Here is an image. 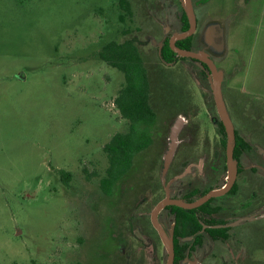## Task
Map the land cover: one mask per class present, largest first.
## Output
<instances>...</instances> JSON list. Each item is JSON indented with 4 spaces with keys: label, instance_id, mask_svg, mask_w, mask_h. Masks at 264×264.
<instances>
[{
    "label": "rangeland",
    "instance_id": "obj_1",
    "mask_svg": "<svg viewBox=\"0 0 264 264\" xmlns=\"http://www.w3.org/2000/svg\"><path fill=\"white\" fill-rule=\"evenodd\" d=\"M128 1L130 16L115 0H0V264H165L166 252L149 216L170 179L162 175L170 125L180 114L195 113L189 121L200 127L192 154L200 159L203 148L214 147L222 153L206 106L211 93L205 95L196 84L191 63L167 66L158 57V43L179 29L180 11L156 0L154 5H164L165 11L153 16L145 0ZM241 1L194 5L201 24L209 20L224 29L225 49L210 52L224 72L227 110L238 134L261 148L264 0H247L248 7ZM238 4L243 6L239 14ZM166 27L171 31L164 32ZM132 38L149 72L158 119L149 132L153 144L104 192V147L115 134L127 132L128 124L114 104L124 76L100 54L106 44ZM179 90L185 107L170 105ZM188 152L189 146H178L173 164ZM259 178L263 183L264 171ZM253 213H264V204ZM140 214L154 245L146 242L150 236L141 240L139 223L129 228ZM232 234L243 238L241 246L229 244L242 257L264 249V219ZM229 248H220L227 261ZM257 252L264 260V251Z\"/></svg>",
    "mask_w": 264,
    "mask_h": 264
},
{
    "label": "flooded vegetation",
    "instance_id": "obj_2",
    "mask_svg": "<svg viewBox=\"0 0 264 264\" xmlns=\"http://www.w3.org/2000/svg\"><path fill=\"white\" fill-rule=\"evenodd\" d=\"M158 1L159 2L164 1V3H169V6L171 4L173 8H175L177 11H180L181 24L176 32H171L172 33L171 35H166L161 40V42L158 43L157 52L159 51L158 50L159 44H162V48L164 47L165 43H167L169 46V40L173 35L183 33L188 29L187 28L186 30H183L184 24L182 21V12L184 13V10L182 7L181 0H158ZM244 1L247 2V0ZM155 2L156 0H145L146 8L151 9V13L153 16H157L156 14L157 12L162 13L165 11L164 5L160 4L159 2H158L159 4L154 5ZM191 2L196 17V31L192 36L188 37V38H193V43L191 45V48L188 50H192V51L205 50L206 52L209 53L210 58L214 60V58L212 57V53L210 52V50L214 51V49H212L213 47L205 43V40L203 38V33H204L203 30L208 26L207 23L209 22V20L205 21L204 24H201L200 16L199 13L197 12L198 8H196L198 7V5L195 6L196 4L200 3V0H191ZM245 2L243 3L244 4L248 3ZM241 9L242 6L238 4L237 7L235 6L234 11L237 12V14H239V11H241ZM167 30L171 31V28L166 27L164 29V32H166ZM184 40L177 41L176 46L178 42ZM158 57L160 59L159 54ZM184 59H188V61L185 62L191 63V68L194 70L193 72H195V74L198 77V81H196V84L199 83L201 85V89H203L205 95H206L205 91L211 93L209 99L206 100V106H207V111L210 115V120L216 126V131H217L218 123H221V121L219 120L216 111V107L210 87L209 77L211 74L205 64H201V63L199 64L198 61L190 58H184ZM178 62H184V61H178ZM175 64L176 63L174 62V63H167L165 65L174 66ZM216 68L217 70L223 72V70L218 68L217 66ZM223 82H224V72H223ZM223 82H222L221 90L224 99ZM211 102L213 103L214 114L211 113L208 108V103ZM180 115H178L175 118V121L178 118H181L184 121L185 125L183 124V127L179 133L178 146L187 145L190 148V152H188V154L185 157H183V159L179 163L173 164L174 160L172 161V164L170 165V168L167 172V174H169L168 176H170V179L167 182L166 186L164 187V196L161 199H159L155 203V205L165 197L166 188L169 191L170 198L179 199L191 203L199 199L201 196L206 195L208 192L212 190L221 189L222 187L225 186V183L227 182L226 150L225 148L223 149L221 145L222 137L220 136L219 132L217 131V135L220 136L219 144L222 149V153L220 154V150L217 151L215 147L213 148L212 151L203 148L204 152L202 154V157H200V159H196V156L192 154V150L196 148L197 134L199 133L200 126L196 122L190 123L189 120L190 119L194 120V118H196L198 115H196L195 113L193 114V116H184L182 114ZM173 123L170 125L168 130V143H169L170 129ZM234 129H235V142H236V133L238 134V132L235 126ZM257 137L264 140V132L260 133L259 136ZM248 144L251 147V150L242 153L238 159L234 158V151H233V158L237 162V177L232 188L226 194L219 197L211 198L207 202L200 205L199 207L191 210L180 208L185 211H193L194 213L193 216L197 220V223L201 225V229L197 230L195 233H191V234L189 233V235H184L185 232L182 229L183 224H181V226L179 225V231L182 232L183 235L181 236L177 235L176 228H177L178 220L176 213H174L172 210V207H176V206H167L164 209H162L158 214V222L160 223L159 218L161 215H163L161 217L164 218V222L160 224L167 233L172 231L173 234V245H174L173 264H214V261L216 260H219L221 264H228L229 261H232L233 264H238L239 262H243L245 259L246 260L249 259L250 257L249 255L247 256V258L242 257L241 255L242 252H239V248L237 249L233 247V245L232 248H229L230 242L233 241H235L234 244L236 243L238 246L239 245L241 246V243L243 244V238L241 236H240L241 238L239 239L235 238V235L232 234V230H234L236 227L242 226L247 223L256 222L258 220L242 222L235 226H230V225L241 218L260 215V214L255 215V213H253V210H255L257 205L261 206L262 204H264V182L262 183L261 181L262 178H259L260 176H263V171H264V146L260 148L257 145L252 144L250 142H248ZM225 147H226V134H225ZM209 152H211V154H209ZM244 162H246V165H244ZM219 182H222V184L218 185ZM235 186L236 189L235 191L232 192ZM152 192L153 190L151 188L150 193ZM248 192L249 195H247ZM150 193L142 198V202H144L145 198L149 196ZM155 205L153 206V208L155 207ZM142 222L144 223V221H142V214L136 215L135 219L133 221L132 220L130 221L129 228L139 223L140 227L138 228V232H140V235L142 237L141 240L143 241L147 239V237H149L150 234L147 230V226L144 225ZM166 223H170L169 230L165 228ZM149 225L150 228L153 230V232L156 234V237L161 242L162 246L164 247L157 231L155 230V228L151 223L150 216H149ZM210 230H218V231L226 230V232L224 233H226L227 238H225L222 234H220V232H215L213 233V236H211L208 232ZM188 232H191V229H189ZM176 241L178 242L177 245L179 246V248L180 247L183 248L182 251L183 256L179 258L178 262H175ZM146 242L150 245H154L151 236L146 240ZM221 246H224L225 248L226 247L229 248L227 249L228 250L227 256L230 258L229 261L226 260L224 254L220 251ZM128 258H131V256L126 257V259ZM124 264H128V262L126 263L124 262Z\"/></svg>",
    "mask_w": 264,
    "mask_h": 264
},
{
    "label": "trees",
    "instance_id": "obj_3",
    "mask_svg": "<svg viewBox=\"0 0 264 264\" xmlns=\"http://www.w3.org/2000/svg\"><path fill=\"white\" fill-rule=\"evenodd\" d=\"M117 1L120 10L123 14L131 15V6L128 0H115ZM183 30L188 28V22L185 14L182 12ZM193 38H188L184 41L178 42L177 47L188 50L191 48ZM160 61L164 64L178 63V61H188V59L177 57L171 51L168 44L165 43L160 52ZM101 60L108 66L117 69L124 76V85L120 89L119 94L114 100V104L121 116L128 124V131L125 133L115 134L110 142L104 147V152L108 157V167L105 171L106 177L101 181V186L104 192H110L115 183L128 173L133 166V160L138 153L147 150L153 144L152 135L149 133L150 128L155 124L158 119L157 112L155 111L151 101L152 85L149 78V72L146 68L143 57L138 48L137 42L134 38L126 39L123 42H110L106 44L100 54ZM176 98L171 101L170 105H183L188 104L184 99L181 90L177 91ZM180 107V106H179ZM181 107V108H183ZM208 108L211 113L214 112L213 103H208ZM214 114V113H213ZM186 116V114H184ZM217 131L221 139V145L225 148V133L221 123H218ZM167 139V138H166ZM251 150L248 142L236 133V142L234 150V158L238 159L242 153ZM68 176L64 172L61 176ZM236 186L232 192L235 191ZM172 210L177 215V231L179 225L183 224L184 235L195 233L201 229V225L193 216V211H185L180 208L172 207ZM181 215V216H180ZM191 229V232L188 230ZM177 235H183L182 232H177ZM211 236L213 233L220 232L227 238L226 230H210L208 231ZM175 242V262L183 256V248H179ZM254 250V249H253ZM249 251L250 256L247 259L249 264H264V260L256 258L257 251H264L259 248L258 250Z\"/></svg>",
    "mask_w": 264,
    "mask_h": 264
},
{
    "label": "water",
    "instance_id": "obj_4",
    "mask_svg": "<svg viewBox=\"0 0 264 264\" xmlns=\"http://www.w3.org/2000/svg\"><path fill=\"white\" fill-rule=\"evenodd\" d=\"M184 13L187 17L189 24L188 29L180 34L173 35L169 40L170 49L181 58H190L198 61L200 64H205L210 72L209 82L213 95V100L215 103L216 111L221 121L225 134H226V165H227V182L225 186L221 189H215L208 192L206 195L201 196L194 202L188 203L179 199L170 198L169 191L166 188L165 197L159 201L153 208L150 219L153 227L157 231L167 254L165 264H173L174 261V245H173V234L172 231L166 232L162 225L158 222V214L162 209L167 206H176L182 209L191 210L199 207L203 203L207 202L211 198L219 197L226 194L233 186L237 177V162L233 158V151L235 147V129L231 118L229 116L225 101L222 94V82H223V72L217 70L214 61L210 58V55L205 50L192 51L184 50L176 46V42L179 40H184L192 36L196 31V17L192 7L191 0H181ZM220 23H209L204 30V40L205 43L213 47L215 53L220 54L225 49L224 41V29L219 25ZM219 40V42H218ZM162 44L158 46V54L160 56ZM217 54V55H218ZM184 121L178 118L170 129L169 143L167 145V150L163 156V170L162 175L165 176L172 164L174 156L176 154L178 144H179V133L183 127ZM264 218V213L258 216L245 217L237 220L230 226L238 225L246 221H255Z\"/></svg>",
    "mask_w": 264,
    "mask_h": 264
},
{
    "label": "crops",
    "instance_id": "obj_5",
    "mask_svg": "<svg viewBox=\"0 0 264 264\" xmlns=\"http://www.w3.org/2000/svg\"><path fill=\"white\" fill-rule=\"evenodd\" d=\"M241 3L244 5V6H246V7H248V5L247 4H244L242 1H241ZM248 4H250V3H248ZM241 5V4H240ZM243 7V6H242Z\"/></svg>",
    "mask_w": 264,
    "mask_h": 264
}]
</instances>
